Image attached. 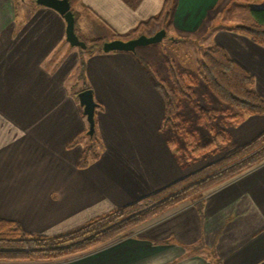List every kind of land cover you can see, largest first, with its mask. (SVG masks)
<instances>
[{
	"label": "crops",
	"instance_id": "obj_1",
	"mask_svg": "<svg viewBox=\"0 0 264 264\" xmlns=\"http://www.w3.org/2000/svg\"><path fill=\"white\" fill-rule=\"evenodd\" d=\"M225 1L81 0L72 11L85 43L150 37L167 27L176 40L203 30L208 44L221 45L254 76L264 98V47L229 27L215 28L222 19L210 17ZM65 32L53 9L0 0V219L45 236L74 230L205 164L178 163L160 131L164 98L137 55L81 53ZM84 84L101 106L95 129L102 153L80 169L85 145H67L88 129L76 99ZM227 131L234 146L246 144L264 131V115ZM70 259L47 264H264V162L209 191L202 208L184 203L134 236Z\"/></svg>",
	"mask_w": 264,
	"mask_h": 264
},
{
	"label": "trees",
	"instance_id": "obj_2",
	"mask_svg": "<svg viewBox=\"0 0 264 264\" xmlns=\"http://www.w3.org/2000/svg\"><path fill=\"white\" fill-rule=\"evenodd\" d=\"M80 1L69 0L71 9ZM250 11V22L235 25L228 30L244 35L264 47V7L251 8ZM101 42L102 40L97 39L86 43L84 52H102L98 47ZM80 52L84 53L81 49ZM198 64V77L180 71L173 62L167 64L169 80L162 79L152 70H149L151 73L148 71L165 101L166 109L160 131L163 133L165 128L176 129L180 101L188 99L195 104L193 89L198 79H201L220 102L231 108L222 112L227 121L226 126L217 125V132L214 130L216 127L211 128V139L207 143H201L195 133L187 132L184 136L186 146L182 151L174 139H168V144L175 150L176 159L184 168L211 154L223 153L221 158L134 202L94 217L82 226L60 235L28 233L19 222L0 219V261L64 260L100 247L114 238L130 237L134 228L180 204L188 202L202 208L208 190L242 171L261 164L264 161V131L240 146H234L227 131L228 126H237L248 116L264 115V98L255 88L254 76L216 43L201 54ZM78 66V75L83 79L85 61L81 59ZM82 89L90 87L84 84ZM98 108H101L99 104ZM217 113L216 110L203 111V117L213 122L214 126ZM84 140H87V143L78 162L80 169L87 168L98 160L102 153V143L96 129L93 136L88 135V130L80 132L67 147L73 148L84 143Z\"/></svg>",
	"mask_w": 264,
	"mask_h": 264
},
{
	"label": "rangeland",
	"instance_id": "obj_3",
	"mask_svg": "<svg viewBox=\"0 0 264 264\" xmlns=\"http://www.w3.org/2000/svg\"><path fill=\"white\" fill-rule=\"evenodd\" d=\"M32 1H34V3L37 4L36 0H32ZM263 7H264V0H226L224 5L221 7V12L215 11V13L212 16L210 15V17H212L213 19V17L215 16L214 19L215 18L222 19L220 20L221 22L218 24V26L215 28H220V27L230 28L235 25H241V24L250 22L251 21V15H250L251 8L259 9ZM219 13L222 16L219 15ZM212 19H209L208 23L206 24L205 28L207 31H211L212 26H214L215 21H213ZM173 37L174 36L170 33V30L167 27L166 36L163 38L161 42L157 44L144 46V47H138L136 51L131 54L137 55L136 58L139 59V61L142 63L143 67L147 71L152 70L158 73V75L162 79L169 80V73H168V68H167L168 62H173L180 71H186L192 74L193 76L198 77V66H199L198 63H199L201 54L211 45V44H208L207 38L203 37V30L199 32L197 35H195L194 37H190V36L178 37L176 40H173ZM95 40L96 39H92V42H94ZM104 43L105 41H102L100 45H98L99 49L103 50ZM80 49L81 48H79V50ZM78 74H80V71H78ZM193 90L195 93V99H194L195 104H193L188 99H182L180 101V110L178 112L179 120L176 124V129L173 130L171 128H165L163 131L166 137H168V139H174L176 141L177 147L179 148L180 151L184 150L186 146L184 136L187 132L195 133L197 136L196 138L201 143L209 142L211 139V134H210L211 128L216 127L214 128V130L215 132H217L218 131L217 125L219 127L226 126L227 121L226 119H224V115L222 114V112L229 110V109L231 110V108H229L227 105L223 104L216 98L213 92L208 88V86L201 79H198V83L194 87ZM212 110H216V112H218L217 113L218 117L216 118V122H215L216 125L214 126H212L214 124L213 122L208 121L207 119H204L203 117V111H212ZM87 130H89V125H88ZM86 143H87V140H84L83 144L85 145ZM223 155L224 154L221 155V153H218V154H211L208 156H204L201 159H199L198 163L205 162L204 164L205 166V165H208L218 160ZM216 157H218V159H216ZM246 171H242L238 173L236 176H233L229 178L228 180L221 182L218 186L214 188H217L231 181L232 179L236 178L237 176L243 174ZM212 189L208 190L205 193V195ZM177 207H174L168 211H165L161 213L160 215H163L169 211H172ZM160 215L150 218L147 221H145V223L134 228L132 230L131 236H134L136 233H138L142 229L143 226L159 218ZM120 239L122 238L120 237L114 238L110 241H107L100 247L90 250L84 254L72 256L70 257L71 259L67 258L64 260L70 259L69 261H72V260H76L82 257H86L88 255H93L101 248L109 247L110 245L116 243ZM60 261L62 262L63 260H57V261H51V262H10V263H22V264H35V263L45 264L46 263L47 264V263H54V262L60 263ZM0 262H4V261H0Z\"/></svg>",
	"mask_w": 264,
	"mask_h": 264
},
{
	"label": "water",
	"instance_id": "obj_4",
	"mask_svg": "<svg viewBox=\"0 0 264 264\" xmlns=\"http://www.w3.org/2000/svg\"><path fill=\"white\" fill-rule=\"evenodd\" d=\"M39 6L47 7L58 12L66 23V41L72 47L86 49L85 42L80 40L76 34V22L69 0H36ZM166 36V30L162 29L153 36L141 35L130 40L115 39L103 44V52H129L134 53L138 47H144L152 44H157ZM77 98L80 106L83 108V114L86 116L89 130L88 135L93 136L95 133V115L98 103L94 100L92 89H86L78 93Z\"/></svg>",
	"mask_w": 264,
	"mask_h": 264
}]
</instances>
